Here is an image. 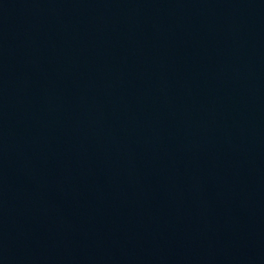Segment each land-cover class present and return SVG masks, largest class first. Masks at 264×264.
<instances>
[{
	"label": "water",
	"instance_id": "obj_1",
	"mask_svg": "<svg viewBox=\"0 0 264 264\" xmlns=\"http://www.w3.org/2000/svg\"><path fill=\"white\" fill-rule=\"evenodd\" d=\"M0 264H264V0H0Z\"/></svg>",
	"mask_w": 264,
	"mask_h": 264
}]
</instances>
